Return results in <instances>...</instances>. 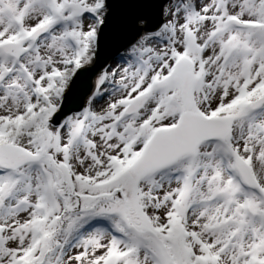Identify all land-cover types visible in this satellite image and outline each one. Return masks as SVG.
I'll return each mask as SVG.
<instances>
[{
    "label": "snow or ice",
    "instance_id": "snow-or-ice-1",
    "mask_svg": "<svg viewBox=\"0 0 264 264\" xmlns=\"http://www.w3.org/2000/svg\"><path fill=\"white\" fill-rule=\"evenodd\" d=\"M0 264H264V0H0Z\"/></svg>",
    "mask_w": 264,
    "mask_h": 264
},
{
    "label": "water",
    "instance_id": "water-1",
    "mask_svg": "<svg viewBox=\"0 0 264 264\" xmlns=\"http://www.w3.org/2000/svg\"><path fill=\"white\" fill-rule=\"evenodd\" d=\"M156 2H159V0H156Z\"/></svg>",
    "mask_w": 264,
    "mask_h": 264
}]
</instances>
